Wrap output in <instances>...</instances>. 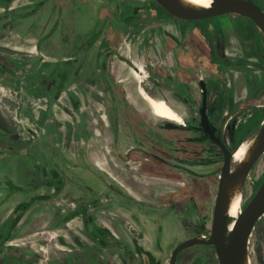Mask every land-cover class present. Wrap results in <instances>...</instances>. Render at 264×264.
<instances>
[{
	"label": "flooded vegetation",
	"instance_id": "af4514ba",
	"mask_svg": "<svg viewBox=\"0 0 264 264\" xmlns=\"http://www.w3.org/2000/svg\"><path fill=\"white\" fill-rule=\"evenodd\" d=\"M252 1L264 11L263 4ZM72 2L0 0V79L12 85L22 103L18 106L21 110H16L13 119L4 113L0 104V253H6L10 246L16 245L11 239L16 233L18 221L35 201L32 193H39L42 189L43 192L39 194L46 195L52 187L54 191L64 189L67 180L81 178L77 167L81 161H85L87 152L76 145L83 135V129H90L88 116L95 114L87 103L90 99L96 102L97 112L100 111L98 105L103 109L102 114H97L103 118V122L97 120L96 124L105 136L102 134L99 141L94 142L100 158H104L106 163L141 161L146 166L152 164L157 170L149 171L150 175L171 179L183 178L185 171L195 166V132L203 135L205 149L206 139L212 142L206 132L197 128L204 98L216 134L232 151L250 135L247 134L238 145L241 125L252 119L257 120L256 116L251 115L244 121L236 122L230 128L234 140L231 144L227 135L230 121L226 122L224 109L227 98L233 97L235 102L242 98L238 93L241 79L235 74V68L251 67L255 62L253 57H264V34L251 18L230 12L203 19H185L171 14L157 0H97L106 5V14L90 33L79 38L74 35L71 26H67L59 43L52 44L50 38L56 29L50 32L49 24L44 22L47 3L52 6L53 14H61L73 5ZM220 16L235 17L240 36L230 33L227 28H216L210 24ZM167 21L177 27L175 32L166 31L163 25ZM188 21L196 23L200 29L197 31L195 25L189 26ZM132 25L142 27L140 37H144L139 39L140 44H125V32ZM161 47L166 48L167 55L163 62L164 69L162 65L153 68V64L146 63L147 49H152L151 52L158 57ZM183 50L191 51L188 52L187 62L178 54ZM235 50L243 54L233 56L231 52ZM200 55L204 57L206 66L195 59ZM235 61L242 63L236 64ZM245 72L249 70L245 69ZM146 80L152 83L151 87H148ZM150 98L168 102L180 114L182 121L158 115ZM193 100L197 105L191 108ZM85 104L91 112L84 111ZM240 110L236 111L235 116ZM64 114L70 116L71 124L64 121ZM22 115H27L33 128L20 130L13 120L20 121ZM256 125L250 132L256 130ZM180 130L185 131L186 139L183 142L180 141ZM107 139H110L109 148L104 146ZM67 143L73 151H77V156L64 148ZM212 143L218 147L224 160L220 146ZM49 149L57 152L58 156L53 155L55 160L50 158ZM22 150H26V154L19 153ZM35 153L42 157L43 163L40 177L28 165L30 176L38 180L36 186L31 184V187H25L2 167L6 161L18 162L24 156L38 160ZM61 157L63 161L58 160ZM203 157L206 158V150ZM79 158V162H68ZM37 164L35 167H40ZM44 183L47 186H43ZM80 197L82 204L76 211L81 212L84 225L86 216L89 227L86 233L96 244L114 247L111 256H118L121 264L160 263L158 256H146L138 245L131 250L119 239H108V242L98 239L90 229L89 201L82 195ZM262 217L264 214L259 220ZM253 231L248 241V251ZM158 246L162 251V245ZM208 246L215 248L214 245Z\"/></svg>",
	"mask_w": 264,
	"mask_h": 264
},
{
	"label": "rangeland",
	"instance_id": "374dc122",
	"mask_svg": "<svg viewBox=\"0 0 264 264\" xmlns=\"http://www.w3.org/2000/svg\"><path fill=\"white\" fill-rule=\"evenodd\" d=\"M257 1H259L261 4L264 5V0H257ZM71 2L73 5L67 8V10L61 14L59 13L53 14L51 10L52 6L50 5V3H47L46 14L44 15V22L49 24L50 32L53 28L56 29V30L54 29L55 32L50 38V42L52 44L59 43L60 36L62 33H64V31H66L67 26L69 27L71 26L72 32L74 33L75 36L77 35L79 36V38H81V36L82 37L86 36L88 33H90L92 29H94L98 25V23H100L101 18H103L106 14V7H105L106 5L104 6V4L98 3L97 0H71ZM234 19L235 17L233 16L232 17L231 16H220V17L214 18L210 22V24L216 28L222 26L223 28H227L230 33L240 36L241 31L238 29L240 27L234 22ZM173 22H175V20ZM187 23L191 27L195 25L194 28L197 31L198 29H200L199 25H196V23H193L191 21H188ZM141 28L142 27H140L139 25H132L131 28L125 32V35H124L125 44H128V43L140 44L141 40L139 39L140 38L142 39L144 37V35H141L140 37V34L142 33ZM204 32H206L205 29H204ZM151 51L152 49H147L146 63L148 65L153 64L152 66L153 68L159 67L160 65H162V68L164 69L163 62L166 61V57H167L166 48L161 47V50H160L161 55L158 57L155 56L153 52ZM188 52L191 53V51H188ZM188 52L187 50H183V51H179L178 53L184 62H187L189 60ZM231 54L233 56H240L243 53L241 51L235 50L234 52H231ZM195 59L201 62L204 66H206V61L204 57H202V55H200L199 57H195ZM253 59L255 62H253V65L251 67L240 66V67L235 68V71H234L235 74L238 75L237 77L241 79L240 81V79L237 78L240 81L238 82V93L239 95L242 96V98L237 99V101L235 102L233 97H229L227 98V101H226V108L224 109V111L227 114L226 122L230 121L227 127V135L230 138L231 144L233 143L234 140L232 138L233 131L230 130V128L232 129L233 125H235L236 122L244 121L251 115H253L254 117L256 116L258 118L256 130L250 133L249 136L253 135L262 125V121L260 119L264 116V57L262 58V56L258 55L257 57H253ZM235 63L241 64L242 61H235ZM241 69L243 71H241ZM245 69L249 70V72L246 73ZM186 80L190 81L189 79H186ZM146 84L148 85V87H151L152 85V83L148 80H146ZM88 89L90 91V88ZM253 94H255V96H252ZM26 101H29V100L27 99ZM87 103L89 104V106L93 108V111L95 112V114L90 113V115L88 116V124L93 128V126L95 127L98 126V124H96L97 120L99 122H103L102 120L103 118L97 115V114H102L103 109L101 108V106L98 105V109H100V111L97 112L95 108L97 104L92 99L87 101ZM0 104L3 108L4 113H6L8 117L12 119L16 116V110L18 109V106L22 104L21 101L18 100L16 96V92L13 89L12 85L10 83H7L3 79H0ZM32 105H35V104H32ZM196 105H197L196 102L193 100L191 104V108L195 107ZM34 107H37V105H35ZM84 109H85L84 111L91 112V110L87 108L86 104L84 106ZM239 109H241L240 112L237 113V115L235 116L236 111H239ZM18 110H21V109L19 108ZM192 111H194V109ZM231 115H234V116L230 120L229 118ZM62 117H68L71 120V118L67 115L62 116ZM19 118H22V119H20V121H16V120H13V121L18 123L20 130L21 129L24 130L25 128H29V127L31 128L34 127V125H32L33 124L32 121L28 120L27 115H22ZM102 134L105 136V133L103 131H99V135H102ZM194 134L195 136L193 140H194V143L196 144V146H193V150H194L193 154L195 156L194 157L195 166H193V169L191 170L189 169L188 172L185 171V176L183 178L180 177L178 180H179V187H184V185H187V188H185V192H186V189H190L189 187H192V185H194V183L196 182H197L196 185L198 187V185L202 183V182H198V180H200L201 177H206V191H208L206 194V208H204L206 209V220L203 222H199V220H196V219L187 220V218L184 215L186 206L182 204V202H180L183 199L182 195L184 194L183 192H181V190H179L180 192H179L178 198L173 199V201H175L176 203L172 205L174 208L177 207L176 211H178L177 213L179 215L172 212L171 214H168V216L165 217V220L163 219L161 220L162 223L166 221V225L165 227H163L164 228V235L162 236L163 239H170L167 236H170V237L173 236L174 238L170 239L166 244H164V248L159 253L160 255L159 264H168L173 248L177 244L181 243L182 241L189 239L191 237H194V236L208 237L211 233L214 203H215V199H216V195L218 191L219 178H220V173H221L224 160H223V157H221V153L216 145H214L210 141H207L206 139V149H205L204 148L205 141H204L203 135L198 132H195ZM185 139H186L185 131L180 130V141L183 142L185 141ZM84 140L85 139H83V141L80 140V145H83ZM233 145H235V143ZM53 147L54 146H52L51 148ZM64 148L66 150L73 151V149L70 146H68V143L65 144ZM49 150L47 151L51 155L50 158L55 160V157L53 155L55 153V155L58 156L57 152L52 149H49ZM205 150H206V158L203 157ZM19 153L26 154V150L19 151ZM35 155L38 160L32 157H29V156H26V157L24 156L22 159H19L18 162L6 161L5 164L2 165V167L5 170H7V173H10L13 175L14 180L18 181L20 184L24 183L25 187H28V186L31 187V184L32 186H36L38 184V180L33 179V177L30 176V173L28 171V165H31L34 172H36L37 175L40 177L41 172L43 171V166H41V164L43 163L41 160L42 157L40 155H37L36 153ZM95 155L96 154H94V156ZM67 157L69 158L68 155ZM58 160L63 161L64 158L61 157V158H58ZM72 160L73 162H79L80 158L76 160L75 159H72ZM68 161H71V160H68ZM99 163L101 167L106 168L109 171H110L109 167L115 165L114 167L119 169V172L115 173V176L117 178L123 177L124 173H126V170H124L123 167L118 164L110 165L106 163L105 160H101V162ZM35 164L40 165V167H35ZM205 164H206V170H204L203 168H199L197 166V165H205ZM130 167H134L133 164ZM144 167L146 168V166H143V168ZM145 168L140 173L146 176L147 180L154 181L153 179H151V176L149 175V171L154 172L155 170H157L156 167H154V165L152 164H149L147 166V169H150V170H147ZM62 169H64L63 166H62ZM132 169L134 171L136 170V168H132ZM15 170H16V173L14 172ZM42 180L44 181V179ZM92 180L93 182L90 184L91 186L92 184L99 183V179L96 177L93 178ZM263 180H264V153L259 157V159L257 160V162L255 163V165L253 166L252 170L250 171L248 175V178L243 187L244 192L241 195V200L239 204L240 209H241V204H242V209L245 207L247 202L256 193V191L262 184ZM72 182H75V181L69 179L65 183V187L67 188V191H68V194L66 195L67 211L64 212L63 215H66V218H68L69 215L72 213V209H79V206L82 204L81 197L76 196L74 194V191H76L78 188ZM120 182H122V180H120ZM137 183L135 184L139 185ZM78 184L79 186L81 185L80 183ZM42 185L47 186V183H44ZM202 185L204 187V184ZM54 189H57V187ZM52 190H53V187L51 188V191ZM130 191H132V193L135 195L137 194V192L133 191L132 189ZM42 192L43 190L41 189L39 193H42ZM142 192H144V189H142ZM189 193L192 194L191 190ZM171 196L173 195L168 194V195L160 196L159 198L166 199V198H170ZM188 196L186 198L190 200ZM100 199H103L101 200L102 202H100L101 205H105V206L99 207L97 209V212L106 217H110L111 214L109 211H103L106 207H108V203H109L108 199L104 197H101ZM191 202H194V201H191ZM123 204H124L123 205L124 209H127L129 211L131 210L132 215H136L137 217L140 218L141 224L144 227L147 228L146 223L150 225L149 232L150 234H152V236H155V234H157V236L160 237L159 228L157 230L154 229V222L160 219L158 212H160L161 209L153 207V206L150 207L140 202H135V203L130 202L129 199H126V201H124ZM193 205L194 207H196L197 203L195 202L193 203ZM192 208L193 207L191 205L190 209L192 210ZM40 209L41 207L37 206L36 211L32 213L35 214V213L42 212V210ZM145 209L146 210L151 209L152 212L149 215L144 214V212L142 213V215L138 214V210H145ZM200 215H202V212H200ZM62 219L63 217L60 218V213L57 211L52 212L51 215H45L44 218L42 217V220L38 222V227H40L38 229L40 231H43L44 233L40 234V236H38V239H29L28 243L30 242L31 244L34 241L43 242L45 239V236L47 235L50 236V233L45 231L47 229L46 227L49 225L54 226L53 224H57L58 221L59 223L62 222L63 221ZM124 224L127 225L128 228L131 227L129 226L130 224L128 225L126 221ZM90 229L94 232L95 236L98 239H101L104 242H108L107 241L108 239H112V237L110 236V234L107 233V230L105 228L97 226L96 223L92 220L90 221ZM129 229L131 231H134L131 228ZM66 232H67L68 239H70V236H73L75 239H90L86 233L87 231L85 229L83 220L79 224V227H77L76 230L71 231L69 230V228H67ZM145 233L148 234L147 231H145ZM145 233L142 232L141 235L145 236ZM15 236H17V234ZM24 245H27V244L25 243ZM249 256L252 259L251 262H253V264H264V217H262L259 220L251 236ZM114 258H115V261L117 260L115 264L122 263L118 256H115ZM66 262H67L66 264H88V261L85 262L83 259L78 257L77 254L69 255L68 259H66ZM45 263L46 261L44 263L41 262L40 264H45ZM96 264H109V263L107 262L103 263L100 260V261H96ZM177 264H219V258H218V255L214 247L208 246V245L206 246L195 245V246L186 248L181 252V254L179 255Z\"/></svg>",
	"mask_w": 264,
	"mask_h": 264
},
{
	"label": "crops",
	"instance_id": "0c3cea01",
	"mask_svg": "<svg viewBox=\"0 0 264 264\" xmlns=\"http://www.w3.org/2000/svg\"><path fill=\"white\" fill-rule=\"evenodd\" d=\"M163 26L167 28L166 31L168 32H175L174 30L177 28L176 26H172L171 22L168 21ZM87 86L90 87L88 84ZM66 115L67 114H64V116ZM63 119L67 124H71V120L68 117H63ZM89 128V130L84 128L82 131L83 135L77 140L76 147L85 148L87 158L85 161H81V165L77 167V171L81 178L74 179L73 181L75 182H72L78 188L74 191V194L76 196L82 195L89 201L88 214L90 219L94 221L97 226L105 228L112 239H119L129 246L131 250L136 249V246L138 245L141 247V250L146 253V256L152 258L159 257L160 255L158 253L161 252V249L158 245H162V248H164V244L174 238L173 236H167L170 239H163V227H165L166 221L162 223L161 220H165V217L172 212L179 215L177 213L178 211H176L177 207L174 208L172 206L176 203L173 199L178 198L179 190L184 194L182 195L183 199L180 202L186 206L184 215L187 220L196 219L199 220V222L206 220V209H204L206 208V194L208 192L206 191V177H201L200 180H198V182H202L198 187L196 185L197 182L195 181L196 183H194L192 187H189L190 189H186L185 192L187 185L179 187V180L176 178H164L158 175L149 174L154 181L147 180V177L140 173L145 168H143V166H146L141 161H135L128 164L108 163L110 165L118 164L126 170L123 177L117 178L115 173L119 172V169L114 167L115 165L109 167L112 174L109 170L100 166L99 162L104 160V158L99 157L94 144V142H97L98 138L101 136L99 135V131L101 130L100 127L93 126L92 128L89 125ZM83 139H85L83 145H80V140L83 141ZM104 146L106 148L110 147V139L106 140ZM94 154L96 155L94 156ZM72 155L77 156V151H73ZM65 162H67V160ZM72 163L73 161H70V164ZM132 164L134 167H130ZM197 166L206 170V164ZM132 168H136V170L134 171ZM145 169H147V166ZM95 171L97 173H95ZM94 176L99 179V183L92 184L91 186L90 184L93 182L92 179L95 178ZM120 180H122V182H120ZM134 182H138L137 184L139 185H136ZM78 183L81 185L79 186ZM202 184H204V187ZM89 188L92 190L90 191ZM131 189L136 191L137 194H133L132 191H130ZM142 189H144V192H142ZM190 190L192 194L189 193ZM32 194L35 195L37 199L18 221L15 229V235L17 234V236L13 235L11 239V242L16 245L10 246L11 248L8 252L0 253V264H40L45 261V264H66V259L72 254H77L78 257L85 262L88 261V264H96V261L100 260L103 263L107 262L109 264H115L117 261H115L114 258L115 254H112L113 256H111V253L115 251V248L111 245L103 247L96 244L92 239H75L73 236H70V239H68L66 229L69 228L71 231L76 230L82 222L83 217L81 214L69 218H66V215H63V213L67 211L66 195L68 194V191L66 187L60 190L48 191L46 195H40L36 192ZM168 194L173 195L170 197L171 199L159 198L160 196ZM187 196L190 200L186 198ZM101 197H104L109 201L108 207L103 211H109L111 214L110 217H106L97 212L99 207L105 206L100 203L102 202L101 200H103L100 199ZM126 199H129L130 202H140L147 206L161 209L160 212H158L160 219H156L157 221L154 222V229L157 230L159 228L160 237H158L157 234L152 236L149 232L150 225L146 223L147 228L144 227L141 224L139 217L132 215L131 210L129 211L123 208V202L126 201ZM195 202L197 203L196 207L193 205ZM189 205H192V210ZM37 206L41 207L40 210H42V212L35 214L32 213L36 211ZM76 210L77 209H72V212H76ZM56 211L60 213V218L63 217V221L60 223L58 221L57 224H53L54 226L49 225L46 227L47 229L45 231L50 233V236H45L43 242L34 241L31 244L30 242L28 243L29 239H38V236L44 233L38 229L40 228L38 227V222L42 220V217L44 218L45 215H51L52 212ZM143 212L144 214L149 215L152 210H138L139 215H142ZM200 212H202V215H200ZM125 221L128 225L130 224L129 226L131 227L129 228L134 231H131L128 226L124 224ZM145 231H147L149 235L146 234ZM142 232L145 233V236L141 235ZM25 243L27 245H24Z\"/></svg>",
	"mask_w": 264,
	"mask_h": 264
},
{
	"label": "water",
	"instance_id": "95a60500",
	"mask_svg": "<svg viewBox=\"0 0 264 264\" xmlns=\"http://www.w3.org/2000/svg\"><path fill=\"white\" fill-rule=\"evenodd\" d=\"M157 2L174 16L185 19H203L225 13H238L251 18L264 34V11L252 0H213L209 8L197 9L180 0H157ZM202 87L203 86V82ZM207 100L204 98L200 108L201 121L197 128L206 132L210 140L220 146L224 162L220 173L218 191L214 203L211 233L208 237L194 236L179 243L172 251L169 264H176L178 254L191 246L214 245L220 264H246L249 258L248 241L259 218L264 214V180L235 219L232 230L228 231L230 218L226 215V202L232 187L243 186L253 166L264 153V121L255 132L256 143L248 159L241 165L233 167L232 151L216 134V127L207 114Z\"/></svg>",
	"mask_w": 264,
	"mask_h": 264
},
{
	"label": "bare ground",
	"instance_id": "6f19581e",
	"mask_svg": "<svg viewBox=\"0 0 264 264\" xmlns=\"http://www.w3.org/2000/svg\"><path fill=\"white\" fill-rule=\"evenodd\" d=\"M180 1L190 7L197 8V9L209 8L213 2V0H180ZM150 100L158 115L170 118L172 120H176L177 122L182 121L180 114H178L176 110H174L168 102L164 100L154 99V98H150ZM256 140H257V135L256 133H254L253 135L247 137L239 145V147L236 150H234L233 167L241 165L248 159L256 143ZM244 184L243 186L241 184H238L232 187L230 190L227 202H226L225 213L230 218V223L228 225L229 232L232 230L234 223H235V219L241 211L239 208V204L241 200V195L243 193ZM246 264H252L250 257L248 258V261Z\"/></svg>",
	"mask_w": 264,
	"mask_h": 264
},
{
	"label": "trees",
	"instance_id": "16d2710c",
	"mask_svg": "<svg viewBox=\"0 0 264 264\" xmlns=\"http://www.w3.org/2000/svg\"><path fill=\"white\" fill-rule=\"evenodd\" d=\"M261 121L264 120V116L260 119ZM258 118L256 119H252L250 120L248 123H244L241 125V130L239 131V140H238V145L244 140L245 136H247V134L252 133L250 132L251 130H253L254 126L257 124ZM37 197L34 198V200H36ZM81 212H72L69 217H73L75 215L80 214ZM68 217V218H69ZM84 221H85V228L86 230H89L88 224H87V218L86 216H84Z\"/></svg>",
	"mask_w": 264,
	"mask_h": 264
}]
</instances>
